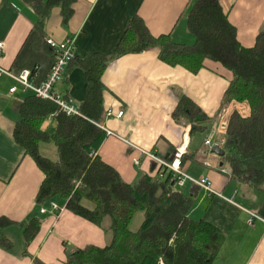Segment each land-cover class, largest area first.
I'll return each instance as SVG.
<instances>
[{"label":"crops","instance_id":"obj_1","mask_svg":"<svg viewBox=\"0 0 264 264\" xmlns=\"http://www.w3.org/2000/svg\"><path fill=\"white\" fill-rule=\"evenodd\" d=\"M196 1L73 0V15L64 23L60 5L43 18L21 0H0V69L15 75L27 71L31 84L40 86L54 63L47 39L63 42L74 38L75 57L79 60L92 54L109 57L116 52L135 16L152 36H170L175 43L193 46L196 37L188 29V15ZM219 3L236 28L241 47L252 48L264 29V0ZM231 79L229 71L210 60L197 73L172 67L159 59L156 48L113 59L102 75L103 113L101 120L94 123L114 135H107L96 154L114 167L126 183L136 184L144 175L156 176L161 167L126 141L166 161L183 148V157H190L183 169L196 180L208 179L216 193L210 194L192 183L180 188L174 175L173 191L192 197L189 218L211 223L224 234L212 264H264V184L254 188L237 182L221 166V157L212 153L215 146L223 149L226 141V133L219 132L222 118L228 121L235 112L242 117L250 115L245 103L222 105ZM13 87L17 90L11 94ZM86 89L85 72L77 64L67 68L63 81L56 86L57 92L78 108L85 102ZM31 94L11 77L0 74V218L13 222L0 230L13 243L12 250L0 247V264H35V259L45 264H65L69 253L88 246L104 248L110 237L97 225L67 210L64 199H54L59 212L50 208L51 201L40 208L36 206L45 176L12 138L20 104ZM181 97L190 99L208 116L209 120L200 124L206 127L204 133L190 136L192 126L188 120L173 117ZM108 109L123 111V118H107ZM55 126L50 115L42 129ZM207 138L213 142L209 148L204 147ZM133 159L140 164L136 165ZM52 160H57L54 152ZM42 209L46 212L42 213ZM251 213L257 216L252 226ZM31 216L41 218L42 224L36 237L26 245L21 223Z\"/></svg>","mask_w":264,"mask_h":264},{"label":"trees","instance_id":"obj_2","mask_svg":"<svg viewBox=\"0 0 264 264\" xmlns=\"http://www.w3.org/2000/svg\"><path fill=\"white\" fill-rule=\"evenodd\" d=\"M21 1L43 18L57 5L62 7L64 23L73 15V0ZM188 29L196 37L193 46L175 43L170 36H152L135 16L112 56L92 54L82 60L75 57L68 67L79 65L87 79L80 116H67L53 102L34 94L21 102L12 138L45 176L36 206L64 199L67 210L97 225L110 237L104 248L88 246L69 253L65 264H159L160 260L163 264H212L224 241V234L216 226L189 218L192 197L173 191L174 173L160 166L156 176L144 175L138 183L128 184L98 154L92 156L107 137L94 122L98 123L103 113L102 75L115 58L156 48L159 59L172 67L197 73L210 60L229 71L232 79L222 105L247 102L250 115H231L223 147L225 155L220 160L237 182L254 188L264 184V29L252 48L241 47L237 30L219 0H197L188 15ZM50 115H54L56 126L43 130ZM180 116L192 126L190 136L206 131L200 124L209 120L208 116L186 97L179 99L173 113L174 118ZM42 144L55 146L57 160L41 154ZM189 158L183 157L182 163ZM139 212L142 221L139 228L132 230L130 226ZM12 224L0 218V230ZM41 224L37 216L21 223L26 245L36 237ZM0 247H13L2 233ZM34 261L45 264L39 259Z\"/></svg>","mask_w":264,"mask_h":264},{"label":"built area","instance_id":"obj_3","mask_svg":"<svg viewBox=\"0 0 264 264\" xmlns=\"http://www.w3.org/2000/svg\"><path fill=\"white\" fill-rule=\"evenodd\" d=\"M47 45L51 48L54 54V63L50 70V73L48 75V78L46 81L40 85V86H34L30 82V73L25 71L22 72L19 75H15L12 73H9L7 71H4L0 69V74H6L7 76L11 77L15 80L16 83H18L24 92H32L34 95H36L38 98H41L43 100H48L53 102L55 105L59 107V110L66 114L67 116H80L79 108L73 104V102L66 97L62 96L60 93L57 92L56 86L58 83L63 81L67 68L69 66V63L75 58V40L74 38H67L63 42H56L53 39H47ZM3 48V43H0V50ZM1 54V52H0ZM17 88L13 87L10 89V93L14 94L16 92ZM54 116V115H53ZM124 116L123 111H119L115 113L113 110L109 109L106 112V117L111 118L115 117L118 119H122ZM226 120L225 118H222V121ZM228 128V121L222 123V129L226 131ZM103 129V127H102ZM107 135H114L113 132L104 130ZM206 146H210V142H206ZM145 156L152 158L153 160L157 161L162 169L174 173L176 176V184L178 187H184L187 183H192L197 186H200L201 188L205 189L210 194H216L213 189L211 188V185L208 181V179H201V180H195L194 178L190 177L189 175L185 174L183 171V155H184V149L178 148L175 153L173 154V160L172 161H166V160H160L152 153H146L143 152ZM96 153H93L92 156H96ZM134 163L136 165H139L140 162L138 159H133ZM50 208L53 211H61L59 206L54 202H50ZM42 213L46 212V209L41 210ZM251 219L249 221V225H253V219L257 218V216L253 213L250 214ZM159 264H163V261L160 260Z\"/></svg>","mask_w":264,"mask_h":264},{"label":"rangeland","instance_id":"obj_4","mask_svg":"<svg viewBox=\"0 0 264 264\" xmlns=\"http://www.w3.org/2000/svg\"><path fill=\"white\" fill-rule=\"evenodd\" d=\"M232 103H233L234 105H236V104H238L239 102L232 101ZM244 103H245V106H249L247 102H244ZM229 120H230V119H229ZM225 121H226V120H223V121H221L220 124H219V127H220V128H219V132H220V133L223 132V134L226 133V131H224V129H222V123L225 122ZM207 141L210 142V146H206V145H207V144H206ZM126 143L129 144L133 149H136V150L141 151L142 154H144L143 152L151 153V152H148V151H146V150H142V149L138 148L137 146H134V145L131 144L130 142H127V141H126ZM212 143H213L212 140H211L210 138H207V139H205V141H204V147L209 148V147H211V145H213ZM52 148H54V150H52ZM46 152H47V153H46ZM52 152H54L55 155H56V149H55V147H54L53 144H50V145H42V147H41V153H42L43 155H47V157H49L50 159H52ZM145 157H147V156H145ZM183 171H184L185 174H187L186 171H185L184 169H183ZM187 175H188V174H187ZM189 176H190V175H189ZM190 177H192V176H190ZM192 178H193V177H192ZM194 179H195V178H194ZM195 180H196V179H195ZM137 182H138V181H137ZM137 182H136V183H137ZM57 200H58V202H62V199H60V198H58ZM141 221H142V213L139 212V213L136 214L135 219L133 220V222H132L130 228H131L132 230H136L137 228H139Z\"/></svg>","mask_w":264,"mask_h":264},{"label":"water","instance_id":"obj_5","mask_svg":"<svg viewBox=\"0 0 264 264\" xmlns=\"http://www.w3.org/2000/svg\"><path fill=\"white\" fill-rule=\"evenodd\" d=\"M212 153H215L220 157H223L225 155V151L222 148H220L219 146H215L212 149ZM221 166H223V164H221Z\"/></svg>","mask_w":264,"mask_h":264}]
</instances>
